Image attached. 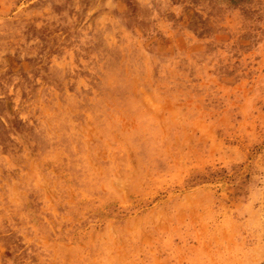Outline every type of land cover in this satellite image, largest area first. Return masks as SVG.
Listing matches in <instances>:
<instances>
[{"label": "rangeland", "instance_id": "1", "mask_svg": "<svg viewBox=\"0 0 264 264\" xmlns=\"http://www.w3.org/2000/svg\"><path fill=\"white\" fill-rule=\"evenodd\" d=\"M0 264H264V0H0Z\"/></svg>", "mask_w": 264, "mask_h": 264}]
</instances>
